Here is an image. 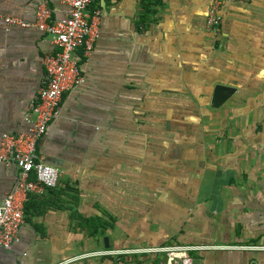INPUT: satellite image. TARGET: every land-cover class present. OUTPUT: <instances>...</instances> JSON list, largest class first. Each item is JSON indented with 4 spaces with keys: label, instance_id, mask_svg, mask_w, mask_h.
<instances>
[{
    "label": "crops",
    "instance_id": "1",
    "mask_svg": "<svg viewBox=\"0 0 264 264\" xmlns=\"http://www.w3.org/2000/svg\"><path fill=\"white\" fill-rule=\"evenodd\" d=\"M38 1L0 0V12L33 22ZM213 1L93 0L94 48L76 51L85 80L38 143L59 184L30 196L0 264H150L129 250L167 245L206 246L194 264H264V0H219L214 37ZM55 50L49 34L0 19V139L28 129ZM217 84L236 88L218 107ZM18 173L0 163V203Z\"/></svg>",
    "mask_w": 264,
    "mask_h": 264
},
{
    "label": "built area",
    "instance_id": "2",
    "mask_svg": "<svg viewBox=\"0 0 264 264\" xmlns=\"http://www.w3.org/2000/svg\"><path fill=\"white\" fill-rule=\"evenodd\" d=\"M68 7L61 18L53 16L49 0L37 2L36 19L31 22L20 16L0 12V19L7 26L34 27L52 37L56 50L44 57L46 76L36 101L26 114L27 130L5 132L0 139V163L16 165L19 169L17 183L0 203V247L11 249L20 239L25 222V209L32 194H42L59 184V168L44 162L38 154V143L50 123L60 111L65 93L85 80L76 51L84 48L89 55L98 29L96 18L99 11L90 14L93 0H61ZM221 2L214 0L208 10L209 30L220 26ZM201 245H167L153 251L165 255L163 264H194L191 252L201 250Z\"/></svg>",
    "mask_w": 264,
    "mask_h": 264
},
{
    "label": "water",
    "instance_id": "3",
    "mask_svg": "<svg viewBox=\"0 0 264 264\" xmlns=\"http://www.w3.org/2000/svg\"><path fill=\"white\" fill-rule=\"evenodd\" d=\"M235 89L236 88L229 85L217 84L214 89L212 104L216 107L222 105L227 99L231 97V95L235 92Z\"/></svg>",
    "mask_w": 264,
    "mask_h": 264
},
{
    "label": "rangeland",
    "instance_id": "4",
    "mask_svg": "<svg viewBox=\"0 0 264 264\" xmlns=\"http://www.w3.org/2000/svg\"><path fill=\"white\" fill-rule=\"evenodd\" d=\"M206 29L208 30V31L206 30L207 34L209 33V35H211V36L217 35L218 31H219V27L217 29L209 30L208 27H207V20H206ZM227 246L233 247L232 244L231 245H227ZM154 248H156V247L132 248V249H135V250L133 252H131V250H129V254L144 255V256H146L148 258V262L150 264H152L154 262V259L156 258V256L159 255L156 251H153Z\"/></svg>",
    "mask_w": 264,
    "mask_h": 264
},
{
    "label": "trees",
    "instance_id": "5",
    "mask_svg": "<svg viewBox=\"0 0 264 264\" xmlns=\"http://www.w3.org/2000/svg\"><path fill=\"white\" fill-rule=\"evenodd\" d=\"M51 189V188H48ZM82 223L85 227L96 230V229H105L106 223L103 218L94 216V217H87V216H81Z\"/></svg>",
    "mask_w": 264,
    "mask_h": 264
},
{
    "label": "bare ground",
    "instance_id": "6",
    "mask_svg": "<svg viewBox=\"0 0 264 264\" xmlns=\"http://www.w3.org/2000/svg\"><path fill=\"white\" fill-rule=\"evenodd\" d=\"M40 154V153H39Z\"/></svg>",
    "mask_w": 264,
    "mask_h": 264
}]
</instances>
